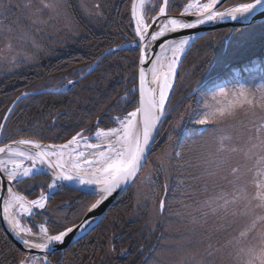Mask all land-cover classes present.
I'll list each match as a JSON object with an SVG mask.
<instances>
[{"label":"rangeland","instance_id":"1","mask_svg":"<svg viewBox=\"0 0 264 264\" xmlns=\"http://www.w3.org/2000/svg\"><path fill=\"white\" fill-rule=\"evenodd\" d=\"M131 1L125 0V5L120 6L118 3L116 7L110 0H44L45 3H57L58 7L55 10L45 9L41 14L39 12L41 8L40 0H0V19L4 20V22H0V37L6 42L16 44V46L21 44L18 50L22 52L20 53L23 54L22 56H25L24 61H28L24 69L19 68L20 65H15V63L7 65L4 56H6L5 54L8 50L0 43V77L12 73L14 75L17 74L15 76L30 74L27 78H19L13 82L12 86L16 89L11 92V99L15 96L18 98L19 94L17 93L22 87L19 86L21 84L19 82L22 79L25 85L34 78L31 76L37 74L39 59L42 58L41 53L45 50V47H42L44 42L48 43L49 41L58 45L59 42H62V45H65L63 42L70 41V39L77 36V30L75 25L71 24V19L76 18L78 15L86 17V20L93 21L99 26L98 22L106 19L104 15L108 14L109 10L118 11L121 9V16L124 15L126 8L129 9ZM159 3L160 0H150L143 5L142 15L145 20L148 19V16L154 15ZM261 23L264 24V20L246 27ZM57 29L60 32V36H53L55 39L53 38L52 40L50 36ZM250 29L257 32L260 40L264 39V26ZM236 39L233 42L234 46L238 44ZM16 46L11 49V52L16 49ZM258 48H260L258 54H254L245 62L239 63L237 68H234V65L231 66L232 73L229 72L228 78L230 77V79L228 81L222 80L216 87L204 93L196 94L198 91L195 92L196 96L195 94L191 95L194 99L190 96L192 91L185 96H181L174 103L173 109L175 111L172 113L173 110L170 107L164 120H162L163 122L157 132V142H155L156 140L154 141L155 150H152L153 152L150 153V157H148L141 173L126 191L128 196L133 198L135 210L137 209L138 211L139 209L141 212V210L145 209L146 220L144 227L149 230H147V237L152 234L155 236L158 234V227H162L161 239L154 246L155 249L150 250V245L146 247L148 248L149 256L146 259H142L143 261L145 260L144 264H176L181 255L205 253V249H208L209 245H211L210 250L218 251H214L211 257H206L207 264H230L228 242L239 236V232L245 229L248 220L242 214L243 208H237L238 215L235 218L230 217L228 223H226L223 212L214 214L209 208H201L200 211H197L198 204L194 203V200L203 204L204 201L210 200V198L215 199L220 195L231 199L232 195H239L237 189H242L249 195H254L257 190L256 182L264 179V177H257L256 170L253 168L255 164L253 159L248 158L242 151H233V149L242 147V140L250 134V130L255 125L264 124V108L260 107L262 100H264V96L261 95L262 90H264V42ZM254 51L256 50L254 49ZM53 52L49 53L50 56ZM239 54L244 55L246 52ZM81 57L83 56L80 55L71 59L79 60ZM138 57L139 53H137ZM56 61H59L56 55L45 59V63L55 66L57 65ZM135 65L138 68V59ZM74 70L72 68L71 72ZM80 70L81 68L78 70L79 76L81 75ZM193 70L191 67L187 68L185 75L189 74L188 77L193 76L191 75ZM214 75L216 73L211 75V79L215 77ZM84 80L86 82L84 86L88 85V78ZM94 81L95 79L91 78L89 89L97 90L99 88L101 90L103 89L102 87L107 86L104 81L101 84ZM202 84L204 83L202 82L199 85ZM198 86L194 87L193 90H198ZM129 90L126 88L124 92L121 90L118 94H115L114 91L112 96H109V92L105 94V97H111V101L109 100L107 104L110 106L107 108L108 115L102 113V116L109 117L115 123V126L104 127L99 123L98 126L100 127L98 128L96 125L86 129L93 122L95 123L97 118L93 122L92 120H84L86 118L83 119L87 124L84 123L81 129L86 130H81L78 133H82L85 139L80 141L78 150H80V145L86 142L101 144L103 141L102 137L97 139L95 136L97 129L108 130L117 128L120 125L119 121L128 116V113H122V108L128 98ZM241 91H244L245 94H251L249 99L253 100L256 105L255 108L240 105L239 94ZM0 92H2L1 95L3 96L7 91L5 89L2 91L1 87ZM116 99L119 100L120 105H118ZM30 100V97L25 98L24 104L23 101H19L14 106L17 111L24 115L21 119L26 118V123L23 124L26 132L32 137L43 135L42 130L50 132V135H52V131L57 133V130H54L56 128L54 125L52 127L43 126L41 120H53L58 118L59 115L51 114V117L48 110H42V107L35 106L39 104L37 101ZM37 100L39 101V99ZM11 106L12 103L6 113L4 112L5 114L9 113ZM4 110L5 108H1L0 114ZM171 113L172 117H170ZM219 113H227V115L220 116L218 115ZM85 115L87 116V114ZM85 115L83 117H86ZM204 117H207L209 124L202 126L198 123V120ZM54 121L57 122L59 120ZM165 121L167 122L163 127ZM2 122L3 120H0V126ZM104 122L106 121L104 120ZM6 124L7 122H5L3 127L4 132L1 134V143H6L5 139L8 142L12 141V139H9L11 134L8 133L9 127ZM71 137L72 135L66 138L65 142ZM67 150H73V147ZM177 153H179V156H177ZM22 166H26L23 161L21 163ZM8 168H11V165H8ZM233 169H237V172L233 173ZM33 176H24L22 179L28 177L25 180L31 182ZM237 177H239V183L237 182ZM192 185H196V187L193 188ZM78 192L88 198H93L91 202L89 201L87 210L83 212L84 214L81 216L83 218L95 198L91 194ZM188 193L193 194L192 198H189ZM123 195H120L116 202H119ZM161 200L165 202L163 211L160 210ZM256 202L254 201V203ZM219 203H223V201L221 200ZM66 204L69 206V203L61 206H66ZM212 206L215 207L216 205L213 204ZM232 207L235 208V206ZM111 208L110 206L109 210ZM205 213L206 215H204ZM135 217L138 218L139 215L136 213ZM38 228L40 230V226ZM44 228L46 229L45 226ZM0 231L2 232L1 234L5 232L1 223ZM92 232L78 242L84 243ZM123 235H126V233L119 235L110 234L105 241L106 248L114 251V248L120 245L123 249L129 251V243L123 242L126 239ZM0 249L10 252V256H16V253L8 249L7 246H0ZM143 249L145 250V248ZM178 249H182L183 252H179ZM58 253L61 254L62 252ZM90 254L89 256H91ZM147 254L144 253L142 255L145 257ZM196 259L199 260L200 257L196 256ZM138 263L143 264L142 261Z\"/></svg>","mask_w":264,"mask_h":264},{"label":"snow or ice","instance_id":"2","mask_svg":"<svg viewBox=\"0 0 264 264\" xmlns=\"http://www.w3.org/2000/svg\"><path fill=\"white\" fill-rule=\"evenodd\" d=\"M216 2L217 0H212V3L204 4L202 6V10L205 11L204 18H197L193 23H186L179 19L168 20L160 31L152 35V40H156L158 37L163 36L169 25L172 26L173 30L175 28L190 29L196 27L197 24L214 21L217 17L223 19L226 15H230L232 19H236L239 14L247 13L255 8L261 3V0H255V2L251 4H243L239 8L233 9L232 13L206 11L212 9ZM40 3L41 8L39 12L41 14L45 9L55 10L58 7L57 3H45L44 0H40ZM142 3L143 0H141V4ZM164 4L167 6L168 0H164ZM188 7L191 8L192 5ZM196 7L201 9V5L199 4H197ZM165 11L166 7L160 8L161 14H164ZM133 15L136 17L135 35L138 37L137 44L139 45L143 41L149 25L145 22L143 15L136 13L135 9L133 10ZM187 43L188 39H183L179 42L178 46L174 49V56L171 63L168 64L167 71L163 73L162 77L156 76V64L152 65L153 76L156 77L157 81L162 79V86H159L157 89L146 90L144 88L146 74L143 68H141L139 73V91L143 96L141 106L135 111L128 113L125 119L119 121L122 127L108 130L97 129L95 132L97 139L102 136L108 139L106 150H100L101 144L86 145V147L97 150L91 159L86 157L83 151L78 150L80 141L85 139L82 133H77L67 144L60 146L52 145L49 151H39L34 156L21 151L18 147L6 145L5 147H0V154L7 153L8 159L6 163L12 164L13 167L11 171H9L4 160H0V165H5L4 171L7 172V180L11 182L18 180L20 176H29L33 174V169L35 168V164H33L31 168H24L21 171L22 161L18 162L13 157L27 158L30 161L39 160L41 164L45 162V157L47 156L59 157L57 164L61 169L58 174L60 180H76L80 185H94L93 194L102 193L100 199L91 205L90 211L97 209L100 204L114 191L119 189L121 185L134 183L139 171L144 164L147 163L148 156L152 151L153 132L158 123L159 116L166 106L170 89L173 86L172 82L178 63L177 54L183 52V48ZM6 48L11 51V42L6 45ZM112 51H115V49ZM143 59L142 57L141 62H143ZM149 63H151V61H149ZM69 83L74 85V82ZM239 95L241 106L247 105L252 108L256 107L253 100L249 99L250 93L245 94L244 91H241ZM261 95L264 96V90H262ZM260 107L264 108V100H262ZM141 115L142 120L138 119ZM218 115L225 116L227 113H219ZM198 123L205 126L209 124V121L207 117H204L200 118ZM113 137L115 138L114 140L112 139ZM18 143L34 144L36 149L42 148V145L34 141L25 140L19 141ZM70 147H73L76 153V159L74 161L71 160L70 157L71 166L81 173L75 176L67 174L66 166L62 162L63 154ZM233 151H242L248 158L253 159L255 161L253 168L256 170L257 177H264V124L255 125L254 128L250 130V134L242 140V147L233 149ZM177 156H179V153H177ZM232 171L236 173L237 169H233ZM237 182H240L239 177H237ZM55 186L56 182L49 185L50 188H54ZM192 187L195 188L196 185H192ZM256 189L254 195H249L242 189H237L239 195H232L231 199L226 198L224 195H220L215 199L210 198V200L204 201L203 204L194 200V203L198 204L197 211H200L201 208H209L214 214L223 212L226 223H228L230 217L235 218L238 215L236 211L237 208H243L242 214L247 217L248 220L245 229L239 232V236L228 242V247L230 248V264H264V179H260L256 182ZM6 191L11 193L12 189L9 187ZM187 195L189 198H192L193 194L188 193ZM11 199L18 200L20 198L13 195ZM46 199L47 197L41 196L40 199L32 201V205L38 208H44ZM221 200L223 203H219ZM254 201L257 202L254 203ZM8 203V201H5V214L8 213ZM213 204L216 206L213 207ZM232 206H235V208ZM164 209L165 202L161 200L160 210L163 211ZM24 211L27 212L28 209L25 208ZM204 215H206V213ZM193 219H195V217H193ZM95 220V217H90L82 225H79L75 231L87 233L95 223ZM14 227L16 226L14 225ZM40 230L42 233H46L47 231L44 226H40ZM22 232L31 234L30 230L20 228L17 235ZM72 232H74V229L68 228L66 231H62L55 236L45 235L44 244H31V242L26 239L23 240V243L25 245H30V248H42L51 253L53 249L49 248V245L53 242L62 244L65 237ZM210 249L211 245H209L208 249H205V253L181 255L176 264H207L206 257H211L214 251H218ZM178 251L183 252L182 249H178ZM196 256H199L200 259L197 260ZM19 264H29V261L26 258L25 260H21ZM45 264H48L47 260H45Z\"/></svg>","mask_w":264,"mask_h":264},{"label":"trees","instance_id":"3","mask_svg":"<svg viewBox=\"0 0 264 264\" xmlns=\"http://www.w3.org/2000/svg\"><path fill=\"white\" fill-rule=\"evenodd\" d=\"M175 1L179 2V0H173L172 2L175 3ZM186 0H181V2H184ZM237 0H232L231 3L236 2ZM239 1H248V0H239ZM180 5V4H178ZM180 6H177L178 11L180 10ZM106 18V14L104 15ZM123 25H130L129 19L127 17V11L124 13V15L121 16ZM264 24H256L255 26H249L244 28H237V29H221L213 32L206 33V35L200 37L197 39V41L192 45L188 53L186 54L184 61L182 63V66H180V71L176 83V88L174 92V96L171 101L170 107H172L171 110L172 113L175 111L173 109L175 101L178 100L181 96H185L188 94L194 87L198 86L202 81L208 76L218 73V78L220 80H228L230 79L229 72L232 73V67L237 68L239 63L245 62L248 58L252 57L254 54H258L260 51V48H258L260 45L263 44V40H260L259 36H257V32L251 30L250 28H260L263 27ZM263 31V30H261ZM128 34H131V28L128 31ZM127 34V35H128ZM259 35V34H258ZM238 41V44L234 46L233 42L234 39ZM250 38V39H249ZM240 39V40H239ZM251 42V43H249ZM228 43V44H227ZM256 51H254V49ZM246 52L244 55H240L239 53ZM261 54V53H260ZM137 53L134 52V50H123L118 53L117 58H110L107 62H105L104 65L98 64L96 70H93L91 74H89L87 77L83 78L80 82H77L76 86L73 88V98H67L66 96H58L53 95L51 93H42L37 94L36 96H30L31 100L37 101L39 104L35 105L41 108L42 110H48L51 114L54 115L61 110L68 109L72 111V114H69L67 117H63L62 119H68V120H59L57 121V127L54 130H57V133H54L52 131V135H50V132H47L45 130H42V134L38 136L39 138L43 140H55L60 141V135L64 137V139L69 138L70 135L76 133L78 130L81 129V127L87 122H84V120H89L93 122V120L96 118L97 110L93 113L87 112L88 106H85L84 103L81 104L82 97L86 98L87 103H92L93 99L94 102L99 100H104L105 94L110 91V87L108 84L111 83L113 80L114 84H116L115 88V94H118L121 90L123 92L126 88L128 90L137 83V67L135 65ZM95 58L86 61L83 65V67H88L90 63L93 62ZM90 61V62H89ZM102 61V60H100ZM103 63V62H102ZM100 67H108V73L105 75V77H101V75L98 73V70ZM193 68V72L189 76L185 75L187 68ZM70 68V66H68ZM233 68V69H234ZM184 73V75H183ZM189 73V72H188ZM64 74L67 75V77H73L72 74L65 72ZM17 75V74H15ZM12 74H6L3 75V77H0V88L2 85L5 84V80H9L11 83H13L15 80L19 78H27L29 75H22L19 74L18 76H15ZM210 75V76H211ZM242 75V74H241ZM15 76V77H14ZM14 77V78H13ZM89 81V84L84 86L86 84L84 79H87ZM91 78L95 79L94 82L101 84L102 81L107 85L106 87H102L103 89H89V85L91 83ZM109 78V82H107ZM37 80H40L38 82ZM55 81L52 79H45L41 76L34 77L30 83L24 85L23 79L20 81L19 86L20 91L17 94H21L23 91H37L43 88H51ZM184 83V84H183ZM24 85V86H23ZM4 89L2 88V91ZM7 91V90H6ZM13 92V91H12ZM11 92H5L3 96L1 95L2 92H0V97L3 102L5 100L12 98ZM110 93V92H109ZM114 93V92H113ZM17 98L15 96L12 99V102ZM28 98V97H27ZM39 99V101L37 100ZM30 100V101H31ZM137 95L134 93L130 96L129 99L125 100L123 105V114L128 113V111L133 110L137 106ZM23 101V104L25 102V99L21 100ZM111 101V100H110ZM185 101V99H184ZM11 102V103H12ZM97 103V102H96ZM109 103V102H108ZM107 103V104H108ZM104 107L108 108L110 107L107 105ZM183 104V103H181ZM120 105V104H118ZM5 108V107H4ZM8 109V108H7ZM7 109L3 111V113L0 114V120H2V117L6 113ZM102 111V110H101ZM5 112V113H4ZM172 113L170 114V117H172ZM12 116L14 115L15 119L7 120L6 126L8 128V133L11 134V136H14L9 139H16L22 136H32L26 132L25 126L23 124L26 123V118L21 119L22 113L20 111H17L16 108L12 111ZM87 114V116L85 115ZM85 115L86 117H83ZM89 115V116H88ZM108 115V114H107ZM111 115V113H110ZM52 117V116H51ZM86 118V119H84ZM84 119V120H83ZM11 120V121H10ZM103 120L106 122L100 123V125L104 127H110L114 126V122L109 119V117L104 116ZM10 121V122H9ZM64 121V123H63ZM91 122V123H92ZM109 122V123H107ZM112 122V123H110ZM166 122H164V125H166ZM90 123V122H88ZM163 129V128H162ZM161 129V130H162ZM60 130V131H58ZM55 138V139H53ZM5 139V138H4ZM5 141H7L5 139ZM155 150V146L153 147V151ZM152 151V152H153ZM40 177H44L47 179L48 177L46 175H38ZM48 180V179H47ZM39 193L35 192V195L37 196ZM86 195L81 194L79 192H76L73 189L70 188H62L61 192H57L52 196L51 199H49L48 204V214L52 215V220L50 223L47 222V229L50 232H58L60 230H63L66 228L70 223L72 222L74 217L76 219L81 218L87 210L89 206V201L93 198H88ZM65 203H69V206L66 204V206H61ZM134 203L133 198L128 196V193L123 195V198L116 202L112 208L107 213L106 217L102 220V222L94 228V231L89 235L87 239H85V242L80 243V245L83 244V247L80 250L79 258H77L76 264H134V260L132 262L133 255H130V258L126 259H118L117 258V245L114 248V251L110 248H106L105 241L109 237L110 234L119 235L121 233H126V235H123V237H126L125 243H129V251L133 254H137L139 257L135 258L138 262H141V253L144 251H141L142 248L148 247H154L158 244V242L161 239L162 234V227H158L159 231L158 234L155 236L148 235L147 237V227L145 226V220H146V213L144 210H141V212L137 211V209H134ZM80 211V213L76 215V212ZM136 213L139 215L138 218H136ZM38 218V217H37ZM64 218V221L60 224H58V219ZM37 221H42L41 218ZM149 231V230H148ZM0 231V246L3 244V240L5 236L4 234H1ZM95 240L96 242L92 245L91 249L88 248V244L90 240ZM92 240V241H93ZM149 242H151L149 244ZM149 247V248H150ZM3 249H0V251ZM6 251V250H4ZM91 253V254H90ZM94 253V254H92ZM89 254L91 256H89ZM86 256V260L82 261V258ZM79 260V261H78ZM131 260V261H130ZM130 261V262H129ZM17 262V254L16 256H10L7 258L5 264H16ZM129 262V263H128Z\"/></svg>","mask_w":264,"mask_h":264},{"label":"bare ground","instance_id":"4","mask_svg":"<svg viewBox=\"0 0 264 264\" xmlns=\"http://www.w3.org/2000/svg\"><path fill=\"white\" fill-rule=\"evenodd\" d=\"M149 1L150 0H143V3L141 4V6L145 5ZM186 1H188L190 3H188L187 6L185 7V11H184L185 13H191V12L202 10V6L204 4L212 3V0H208L205 3H202V1H200V0H196V1L195 0H186ZM110 2H112L117 7L118 3L120 5L121 4L124 5L125 0H110ZM198 2H200V3H198ZM226 2L230 3L231 0H226ZM197 4L201 5V9H198L196 7ZM167 5H168V8L170 9V10H168V13H172L173 15L181 13L183 11V10L178 11L177 5L174 4L173 2H168ZM189 5H192V7L189 8L188 7ZM130 7H131V3H130ZM130 7H129V9L126 8V11H127V17L129 19V22L131 23ZM139 12L142 15V8H141V10H139ZM121 14H122V10H118V11L117 10H115V11L109 10L108 14H106V19L105 20L103 19V20H101V22H98L99 26L96 25V23L93 21L86 20V17H81V16L77 15L76 18L71 19V24L73 23L75 25V29L77 30V36L73 39H70V41L63 42V43H65V45H62V42H59V45L55 44L53 42H49V41H48V43L44 42L42 44V47H45L44 48L45 50L41 53V55L44 57H53L56 55L59 59V61H56V62L59 63L58 65L60 67L70 66L73 69H80V68H82L84 63L89 60V58L92 59L93 57L95 58L93 60L94 63H100L101 62L100 64L104 65L105 62H107L110 58H112V59L117 58L118 53L120 51L130 50L129 48L135 40L134 30H133V28H131L132 26L123 25V22L121 19ZM130 28H131V34H128V31ZM229 28L234 30L237 28H244V26L243 27H241V26L229 27ZM214 31H216V30H214ZM53 36H60V32L58 29L55 30L54 32H52V35L50 36V38H52V40H53V38L55 39V37H53ZM179 42L168 46L166 49H164L161 52L159 57H157V60L155 62V64H156V76L157 77H162L163 73L167 71V66L169 63H171V60L174 56V49L178 46ZM0 43H2L1 45H3L4 48H6V45L9 42L8 41L6 42V40H3V38L0 37ZM11 44H12L11 49H13L16 46V44H14V43H11ZM20 45H17L16 49L12 52L7 49L8 51L5 54L6 56H4V59H5V63L7 65L15 63V65H17V64L20 65L19 68L24 69L25 65L28 64V61L27 60L24 61L25 56H22L23 54H20V53H22L18 50ZM79 45H80V47H82L81 49H80ZM189 45H190V42L188 40V43L183 48V52L177 54L178 63H177L176 69H175L173 82L177 77V72L179 69L178 66H180L183 55L185 54V52L189 48ZM69 46H70V48H68ZM113 49H115V51H112ZM64 51H65V53H64ZM52 52H53V54L50 56V54ZM135 52H136V50H135ZM80 55H82L83 57L79 58V60L71 59L72 57H77ZM100 60H102V61H100ZM19 61H22V62L18 63ZM38 64H39V68L37 70V74H35L31 77L41 76L42 78H45V79H52L55 82L51 86V89L53 90V93H51V94L58 95V96H66L67 98H70V99L73 98L72 92L74 90L72 87H70L67 84L68 77L66 74L60 73L59 71H56V70H54V71L50 70L48 66L43 65V62L41 61V59H39ZM100 69H103V70H98V73L101 75V77L108 76V75H105L108 73V71H107L108 67H104V68L100 67ZM94 70H96V68H94ZM151 79L156 83H160V82L162 83V79L157 81L156 77L153 76V72H152V78ZM37 81L40 82V80H37ZM107 82H109V78H108ZM137 82H138V80H137ZM202 82L204 84L202 86H200L201 87L200 89L199 88H198V90L192 89L191 90L192 92L190 91L191 92L190 96L192 94H195V92H197V91L198 92L196 94L204 93L205 91L216 87V85L213 83V81L211 79V76H209V75ZM161 83H160V85H161ZM12 85H13V83H11L9 80H5V84L2 85V88L9 91V92H12L16 89ZM108 85L110 87L109 96L110 95L112 96L113 92L116 88L115 87L116 84H114V82L112 80L111 83ZM29 93L32 96H36V94L30 90H29ZM196 94H195V96H196ZM20 95H22V94H20ZM109 96H106L105 97L106 99L104 98V100H102V101L101 100L96 101L97 103L96 102L87 103L88 101H86V98L82 97L80 103L81 104L84 103L85 106H88V108L86 109L87 112L93 113L94 111L97 110V113H98V114H96V118L98 119L97 121H98V123H102V122H104L102 113L108 114L107 108L104 109V107L106 106L108 101L111 99V97H109ZM19 97L20 96H18V98ZM191 97H192V99H194L193 96H191ZM10 99H11V97H10ZM10 99L5 100L4 102H3V100H0V109L4 108V107H5V109H7L8 107H10L11 102H12V99L11 100ZM23 99H25V96L22 97L21 99H19V101H21ZM16 100L13 101V104L15 103ZM118 101L119 100L116 99V102L119 104ZM11 113L12 112H10L9 114H4V116L2 117V120H9V119L13 120V119H15L14 115L11 116L12 115ZM69 114H72V111H70L69 108L64 109V110H61L60 112L54 114V115H59L58 118L53 119V120L52 119L41 120V122H42L43 126H46V127L47 126L52 127L53 125L56 126L57 123L54 120H61L63 117L69 116ZM118 127H122V125L120 124ZM58 131H60V130H58ZM3 132L4 131H2V134H3ZM27 138H31V139L41 141V142L53 143V144H60V143L63 144L65 142V139L62 135H60V139H61L60 141L43 140L39 137H32V136H28ZM53 139H55V138H53ZM102 139H103V141L101 142V149L100 150H106L107 144H108V139L103 137V136H102ZM112 139L114 140L115 138L113 137ZM157 139L155 142H157ZM86 145H91V144L89 142L83 143L82 145H80L79 151H83L85 153V156L88 157L89 159H91L93 154L97 150L92 149L90 147H86ZM153 146H154V144H153ZM20 150L24 151L22 149H20ZM49 150H50V148H47L45 151H49ZM152 150H153V147H152ZM24 152H27V151H24ZM70 157H71V160H73V161L76 159V153L74 150H69V151L67 150L63 154V161L62 162L66 166L67 174L73 175V176L81 174L76 169L72 168L71 163H70ZM149 157H150V155H149ZM13 158L16 159L17 161H23L26 163V166L21 167V171L24 168H31L33 166V164H35V168L33 169V174H30L31 176L34 175L32 177L31 182H29L28 180L22 179V177H24V176H20L18 178L17 182L14 184L15 191H17L21 195L25 196L24 197L26 199L25 201L21 197L16 195L15 193H13V192L9 193V201H8L9 203H8V213H7L9 223L11 224L13 230L16 233L19 232L20 228H25V229L30 230L31 234H29L28 232H22L19 234V236H21L22 238L29 240V241L38 242L41 239H45V235H47V236L56 235L57 234L56 232L46 231V233H42L39 230L38 226H44L45 223H47V222L50 223L53 217L51 214H48V212H49L47 210L48 208L46 209L45 206H44V208H38V207L32 205V201H35L37 199L35 192L42 193L43 189L54 190L60 184L58 182H56V186L54 188H50L49 185H52L55 181H52V179H50V177L45 173H43V174L38 173L37 174V172L39 171L38 168H40L39 165L37 164L38 163L37 161H35V160L30 161L27 158H21V157H13ZM49 158H51L52 162L54 164H56V166L58 165L57 160L59 159V157L49 156ZM7 159H8V155L4 154V155L0 156V160H4L7 169L9 171H11L13 165L7 164L6 163ZM8 165H11V168H8ZM4 168H5V165H0V171H2L5 174V176L7 177V172L4 171ZM38 175H46L48 177L47 178L48 180L45 179L44 177H40ZM56 190H59L61 192L62 189L56 188ZM13 195H15L16 197H19L20 199L12 200L11 197ZM21 202L25 206V208H27L30 211H34V213L30 217L27 216L26 214L20 215V211L22 209ZM30 207L33 210L30 209ZM79 213H80V211H77L75 216L77 217V215ZM39 218H41L42 221H37V220H39ZM63 221H64V218L58 219V224L62 223ZM80 221H81V219H76L74 217L73 221L69 222L70 224L66 228H64L63 230L76 225ZM0 223H1V217H0ZM14 225L16 227H14ZM46 230H48V229L46 228ZM60 231H62V230H60ZM3 234L5 235V238L3 240L2 246L3 247L7 246L8 249H10L11 251H14L17 254L16 264H19V262L23 259L24 256L26 259V255L32 256V257H27L29 264H45V260H47L48 264H76L75 261H77V258H79V256H78L79 252H80V250L84 244L83 243L82 245H80L81 242H75L74 244L70 245V247L65 248L61 254L58 252H51V253L39 252V253L35 254V253H30V252H32L31 250H29L28 252L24 251L17 244H15V242L7 235V233L4 232ZM92 240L89 241V244H88L89 249H91L92 245L96 242L95 240H93V241ZM144 248H145L146 252L142 248L141 251H144V252L141 253V257H140L143 264H144L145 260L143 261L142 259L143 258L146 259V257L149 256L148 248H146V247H144ZM117 249H118L117 250V258L118 259L130 258V255H133L132 262L134 260V264H139L137 259H135V258L139 257L137 254H133V253H131V251H127L126 249H123V247H121L120 245L118 246ZM149 249L150 250L155 249V247H150ZM144 253H148V254L145 257H143L142 254H144ZM10 255H11L10 252H8V251L6 252L4 250H1L0 251V264H5L7 258L10 257ZM85 260H86V256L84 258H82V261H85Z\"/></svg>","mask_w":264,"mask_h":264},{"label":"water","instance_id":"5","mask_svg":"<svg viewBox=\"0 0 264 264\" xmlns=\"http://www.w3.org/2000/svg\"><path fill=\"white\" fill-rule=\"evenodd\" d=\"M225 2H226V0H217V2L213 5V8L208 9L206 11H213V12H219V13H232L233 9H237L241 5H243V4H241V5H237V6H233V7L221 8ZM251 3H254V2H251ZM251 3H246V4H251ZM161 7H166V11L164 14H161L160 9H159L158 13L156 15H153V18L148 17L147 20L144 19L145 22L148 23L149 28L147 30V33L144 36L143 41L139 45L137 44L138 37H137V35H135L136 36L135 37L136 38L135 44H136V46H138L137 48L139 50V57L137 58L138 59V68H137L138 69V72H137V76H138V79H137L138 80V89H137L138 90V100H137L138 101V107L141 106V100L143 98L142 93L139 91V89H140V79H139L140 70H141V68H143V70L146 74L145 75V83H144V88L146 90H148V89L155 90L159 86H161L162 85L161 82H160L161 83V85H160V83H156L151 79L152 78V65L155 64L157 57H159L161 52L164 49H166L168 46H170L174 43H177L183 39H188L190 44H192L197 38H199L200 36L210 32V31H214V30L217 31L218 29L229 28V27L247 26V25L258 23V22H262L264 20V1H262L255 8L251 9L249 12L239 14V15L237 14L238 16L236 17V19H232L230 15H226V16H224L223 19L217 17V19H215L214 21H210V22H206V23H202V24H197L196 27L190 28V29L175 28L173 30L172 26L169 25L168 29L165 30L163 36L158 37L156 40H152V38H151L152 35L155 32L160 31L163 28L164 24L167 23L168 20L179 19V20L186 22V23H193V22H195V20L197 18H204V16H205L204 10H199V11H195V12H191V13H185L184 12L185 10H183L181 13L173 15L172 13H168V5L165 6L164 0H163ZM141 8H142L141 0H132L131 1L130 14H131L132 27L134 29V34H135V26H136V17L133 15V10L135 9V12L140 14L139 10H141ZM148 20H149V22H148ZM142 57L144 58L143 62H141ZM149 61H151V63H149ZM174 86H175V82H173V86L169 92L168 101L166 103L165 108L163 109L162 114H160V116H159L158 123H157L155 130L153 132V142H152L151 148L153 147L154 141L157 138V132H158V130H159V128L163 122L162 120H164V118L167 114L168 105L170 102L171 95L173 93ZM198 88L200 89L201 87L199 86ZM25 95H27V94L24 93V94L20 95V97L11 106L9 113L13 109V106H15V104L19 101V99H21ZM138 119L142 120V115L139 116ZM97 120L95 121V123H93L91 126L87 127L86 129H90L93 126H96L98 123ZM5 122H6V120H3L2 124H1L2 127H0V147H5L6 145L7 146H15V147H18L19 149L27 151L28 153L32 154L33 156L39 151H45L47 148H50V146H52V145L60 146V145L67 144L68 141H70L73 137L72 136L70 139H68V141L64 142L63 144H61V143L60 144H53V143L41 142V141H37V140L27 138V137H20V138L14 139L12 141H9L7 143L1 144V138H2L1 134H2ZM86 129H84V130H86ZM25 140L34 141L35 143H39L40 145H42V148L36 149L34 147V144L30 145V144L18 143L19 141H25ZM4 154L7 155V153H3V154H0V156H2ZM35 161L38 162L37 164L40 167V168H38L39 169L38 173H45L50 177V179H52V181L58 182L59 184H64V185H66V187L68 186L69 188H73V189L80 191L82 193L91 194L95 198V201L93 202V204L96 203L97 200L100 199V196L102 195V193H97L95 195L93 194V189L95 187L94 185H80L76 180H60L58 174L60 173L61 169L58 165L56 166V164H54L52 162V160H51V158H49V156L45 157V162L43 164H41L39 162V160H35ZM143 167H142V169H143ZM141 170L139 171L138 175L140 174ZM138 175H137V177H138ZM16 182H17V180L9 182L7 180V177L5 176V174L2 171H0V217H1V225H2L5 233H7V235L15 242V244H17L24 251L28 252L29 251L28 249H30L32 251L30 253H35V254L39 253V252H48L46 249L30 248V245H25L23 243L24 238L17 235V233L13 230L11 224L9 223L8 214H5V212H4L5 201H9V192H7L6 189L10 187L12 189L11 192H13L16 195H18L19 197H21L24 201L26 200L24 198L25 196H23L20 193H18L17 191H15L14 184ZM130 184H132V183H130ZM130 184L121 185V187L119 189H117L116 191H114L110 196H108L107 199H105L103 201V203H101L97 209L90 211L91 207H89V210L84 215V217L81 218V221L79 223H77L76 225L69 227V228H73L74 232L69 233L65 237L62 244L58 243V242H53L52 244L49 245V248L53 249L52 252H62L65 248L70 247V245L74 244L75 242H78L81 239H84L90 232H92L94 230V228H96L101 223V221L103 220V217H105L110 206H112L117 201V199L120 197V195H123L126 192V190H128V188L131 186ZM21 207H22V209L20 211V215L26 214L27 216L30 217L34 213V211H30V210H28L27 212L24 211L25 206L22 204V202H21ZM30 209H32V208L30 207ZM90 217H95L96 220H95V223L92 225V227L89 229V231L87 233L75 231V229L79 225H82ZM67 229L62 230V231H66ZM62 231H60V232H62ZM60 232L58 231V233L56 235H58ZM53 236H55V235H53ZM30 242H31V244H44L45 239H41L38 242H35V241H30ZM27 257H32V256L26 255V258ZM22 260H25V256L23 257Z\"/></svg>","mask_w":264,"mask_h":264},{"label":"flooded vegetation","instance_id":"6","mask_svg":"<svg viewBox=\"0 0 264 264\" xmlns=\"http://www.w3.org/2000/svg\"><path fill=\"white\" fill-rule=\"evenodd\" d=\"M174 4H176L177 6H181V0H179V2H177V1H175V3ZM178 4H180V5H178ZM229 4H232L231 2L229 3ZM120 5V4H119ZM122 5V4H121ZM120 5V6H121ZM124 5H125V3H124ZM119 10H121V9H119ZM45 59H46V57H44V56H42V58H41V61L43 62V65L44 66H48L49 67V69L50 70H56V71H59L60 73H65V72H67V73H69L70 75L72 74H74V72L72 71L71 72V70H72V67H70V68H68V66H62V67H60L58 64L59 63H57V65L55 66V65H50V64H48V63H45ZM66 65V64H65ZM75 71V70H74Z\"/></svg>","mask_w":264,"mask_h":264}]
</instances>
